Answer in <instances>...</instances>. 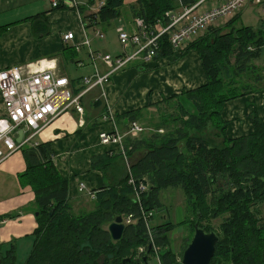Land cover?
<instances>
[{"label": "trees", "instance_id": "obj_1", "mask_svg": "<svg viewBox=\"0 0 264 264\" xmlns=\"http://www.w3.org/2000/svg\"><path fill=\"white\" fill-rule=\"evenodd\" d=\"M124 1L105 0L97 13L87 16L95 5V0H87L80 9L85 25L106 29L121 17ZM173 9L171 0H139L134 17L145 19L153 27L158 22L165 24L166 13ZM33 19L41 27L48 26L44 16ZM239 22L241 16L237 15L222 28L211 26L183 50L172 47L168 36L159 41L152 61L172 57L175 62V55L183 57L196 51L206 83L163 99L155 130L124 139L127 156L142 155L126 178L92 192L96 194L93 211L74 213L69 182L60 177L53 164L51 145L38 144L33 149L38 163L30 166L26 177L36 196L38 228L32 252L23 264H123L125 259L131 260L126 264H137L141 247L146 249L143 257L153 255L161 264H179L190 239L183 251L176 253L170 233L177 226L170 222L149 226L158 255L149 252L151 242L143 215L151 214V220L153 212L164 207L161 193L169 189L184 192L188 211L196 217L193 223L189 219L182 223L192 225V237L196 224L220 236L211 264H264V224L259 218L264 205V122L254 113L253 132L230 139L223 118L227 103L264 90V62L260 63L264 24L238 27ZM137 63L135 68L139 70L148 65ZM148 109L132 111L122 118L139 122L147 118ZM122 156V152L96 156L92 169L106 172ZM131 178L137 187L147 186L141 203L135 200ZM129 215L133 221L126 225L123 239L113 242L108 226L118 216L125 220ZM15 217L12 214L2 219ZM220 218L224 222L216 229L212 222ZM0 264H17L15 250L1 255Z\"/></svg>", "mask_w": 264, "mask_h": 264}, {"label": "crops", "instance_id": "obj_2", "mask_svg": "<svg viewBox=\"0 0 264 264\" xmlns=\"http://www.w3.org/2000/svg\"><path fill=\"white\" fill-rule=\"evenodd\" d=\"M138 1L125 0L121 17L106 29L102 25L99 27L105 34L104 39L98 38L92 30L87 32L95 50L110 54L104 50L103 41L109 32L117 34V27L120 25L130 33L135 32L134 10ZM171 1L174 5L173 12L181 14L185 7L202 0ZM103 2L105 0H95V5L90 10ZM86 4L87 0H84L83 6ZM216 6L211 5L201 13ZM62 7L54 9L50 0H0V71L20 68L22 74L28 76L52 69L58 76L70 81V89L77 95L84 88L83 78L92 76L94 70L87 48L82 46L79 52L75 49V42L82 44L85 38L82 17L76 10ZM198 10L195 15L200 14ZM88 13L90 11L86 12ZM237 14L242 20V12ZM36 16H44L48 26L41 27L39 22L34 23L33 18ZM47 29L48 32L45 33ZM68 32L74 33L75 41L64 42L63 37ZM187 41L190 42L191 39ZM187 45L182 46V50ZM123 47V52L113 56L133 55V46ZM261 52L263 60L260 63L264 62V47ZM175 56V62L171 61L172 57H163L152 61L145 68L141 66L140 70L135 68L140 63L132 62L125 70L114 75L106 87L105 95L102 90L94 89L83 97L81 103L84 114L80 115L75 109H71L50 122L33 139V143L51 145L54 151L53 164L60 177L69 182V194L75 214L93 211L96 198L91 197L92 192L115 185L126 178L132 164L142 155L136 153L127 158L122 156L106 172L92 169V158L108 152H121L116 145H103L101 133H111L117 129L125 134L129 121L122 118L123 115L150 108L151 104H160L163 99L172 95H180L184 91L205 85L206 77L196 51H190L183 57L179 54ZM80 63L84 65L79 66ZM99 66L102 74L107 73L108 68L102 62ZM108 112H113L116 116L115 124L105 121ZM254 113L264 122V90L227 103L223 111V118L228 123L227 137L238 139L251 134V115ZM4 116L5 107L0 95V118ZM34 148L36 147L27 146L11 155L0 166V253L6 256L15 250L17 264L25 263L30 256L38 228L36 196L26 177L30 166L38 163L35 154H31ZM12 214L16 217L2 219ZM172 246L174 249L173 243ZM174 251L180 253L176 249ZM151 258L160 264L158 257L153 255H149L147 264H150Z\"/></svg>", "mask_w": 264, "mask_h": 264}, {"label": "built area", "instance_id": "obj_3", "mask_svg": "<svg viewBox=\"0 0 264 264\" xmlns=\"http://www.w3.org/2000/svg\"><path fill=\"white\" fill-rule=\"evenodd\" d=\"M50 1L54 9H58L60 6L68 8L67 5H70L82 17L80 9L84 4V0ZM209 1H217L218 6L195 15V12ZM246 4L255 7L264 16V0H202L197 4L185 7L181 14L166 13L167 22L165 24L158 22L152 27L148 25L145 19L141 17L135 18L136 29L134 33L128 32L123 25L117 27L121 45H131L135 48L131 56L114 57L111 54L95 50L87 32L90 30L94 31L95 35L100 39H104L105 34L97 27L89 29L82 19L85 38L82 44L75 42V49L79 52L82 46L87 48L94 74L83 78L84 88L77 95L70 89V81L65 77L58 76L52 69L42 70L28 76L23 75L20 68L0 71V95L5 107V116L0 118V166L11 155L27 146L37 147L38 144L33 143L35 136L62 114L71 109H75L80 115L84 114V107L81 103L83 97L94 89L102 90L103 95H105L106 87L111 83L114 75L125 70L129 64L135 61L150 64L155 56V51L159 47V41L163 37L168 36L172 47L178 49L187 40L197 38L200 31H206L217 20L239 12ZM103 5L104 2L98 4L96 9L99 11ZM63 38L65 43L75 41L73 32L66 33ZM100 62L108 68L107 73L102 74L100 72ZM83 65V63L79 64V66ZM104 119L113 124L117 120L113 112H108ZM23 129H26V132L22 143L18 144L16 135ZM144 132L145 128L138 121H129L125 134L115 129L111 133H101L100 140L106 146L116 145L122 151L123 156L127 158L124 151V139L127 136L136 138ZM131 182L135 185V200L141 203V197L147 191V186L140 184L137 187L133 178H131ZM82 188L84 187L82 186ZM91 197L95 198L94 195H91ZM143 215L147 229H150L149 221L152 215ZM132 221L133 216L129 215L124 220V224L130 225ZM149 238L152 250L158 255V249L154 245L152 230ZM145 252L146 249L144 247L139 249L136 262L142 259Z\"/></svg>", "mask_w": 264, "mask_h": 264}, {"label": "rangeland", "instance_id": "obj_4", "mask_svg": "<svg viewBox=\"0 0 264 264\" xmlns=\"http://www.w3.org/2000/svg\"><path fill=\"white\" fill-rule=\"evenodd\" d=\"M217 1H210L207 6L202 7L198 10V13H201L206 8L210 7L211 5L216 6ZM90 13L87 16L97 13L96 6L94 9L89 10ZM242 12V20L238 23V27L241 26H252L257 27V25L263 24L264 16H262L257 9L253 6H249L246 4L240 11ZM238 12V13H239ZM238 14L233 13L228 17L221 18L217 20L214 24V28H222L228 24V22L236 17ZM206 31H200L197 37L202 36L205 34ZM225 33V32H224ZM197 39V38H196ZM193 39H191L192 41ZM189 41H187L184 45H187ZM103 48L106 52L110 53L112 56L120 54L125 49L120 41L118 34L114 31L109 32L108 36H106L105 41H103ZM197 53V52H196ZM198 54V53H197ZM158 108L159 104H151L148 111L145 112L147 118L141 120L139 123L145 128L146 133H150L151 131L155 130L154 127L157 126L159 122L158 116ZM157 121V123L155 122ZM161 201L164 204L160 210L153 212V218L149 221L150 227H156L162 225L164 223H173L176 225V229L170 233L171 242L174 245V249L178 250L177 252H182L184 249L185 243L192 238V225L191 224H182L185 220L189 219L192 221L191 223L195 222L196 217L195 215L191 214L188 211V206L186 205V200L184 196V192L181 189H169L163 191L161 193ZM261 214L259 218L262 220L264 224V205L261 207ZM223 218L218 220H214L212 222V226L216 229H220V226L223 224ZM181 245V246H180ZM173 247V246H172ZM145 264V263H143ZM150 264H158L156 260L151 258Z\"/></svg>", "mask_w": 264, "mask_h": 264}, {"label": "water", "instance_id": "obj_5", "mask_svg": "<svg viewBox=\"0 0 264 264\" xmlns=\"http://www.w3.org/2000/svg\"><path fill=\"white\" fill-rule=\"evenodd\" d=\"M67 6L72 9L70 5ZM25 132L26 129H23L16 135V142L18 144L22 143ZM31 154L34 155L35 152H32ZM126 228V225L123 223V218L119 216L108 226V232L110 233L113 242H119L123 239ZM219 242L220 236L217 232H207L204 228H201L196 224L193 237L184 251L179 264H211ZM151 251L152 247L150 246L149 252ZM143 261L147 264V257H143ZM130 262V259L123 260V264Z\"/></svg>", "mask_w": 264, "mask_h": 264}, {"label": "bare ground", "instance_id": "obj_6", "mask_svg": "<svg viewBox=\"0 0 264 264\" xmlns=\"http://www.w3.org/2000/svg\"><path fill=\"white\" fill-rule=\"evenodd\" d=\"M121 152H122V151H121ZM123 157H124V156H123ZM91 195H94V194H91ZM94 199H95V198H94ZM123 223H124V220H123ZM149 226H150V225H149ZM150 231H151V230L148 229V234H149V235H150ZM152 251H153V250H152ZM157 257H158V256H157ZM147 259H148V258H147ZM158 259H159V258H158ZM160 262H161V261H160ZM139 263H141V264L144 263V261H143V256H142V259H139V260H138V264H139Z\"/></svg>", "mask_w": 264, "mask_h": 264}]
</instances>
